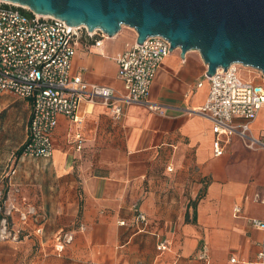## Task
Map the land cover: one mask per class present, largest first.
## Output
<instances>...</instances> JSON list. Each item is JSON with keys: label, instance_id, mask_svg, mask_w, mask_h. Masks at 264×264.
<instances>
[{"label": "crops", "instance_id": "1", "mask_svg": "<svg viewBox=\"0 0 264 264\" xmlns=\"http://www.w3.org/2000/svg\"><path fill=\"white\" fill-rule=\"evenodd\" d=\"M134 41L124 31L79 41L72 70L122 91L115 57ZM159 67L149 97L161 112L129 103L116 118L83 101L78 128L59 117L49 159L21 157L30 104L0 95V219L16 226H4L0 264H256L264 231L250 219L264 220V148L232 136L214 156L200 53L172 50ZM263 115L264 106L255 137ZM60 238H70L62 251ZM160 241L168 248L157 250Z\"/></svg>", "mask_w": 264, "mask_h": 264}, {"label": "built area", "instance_id": "2", "mask_svg": "<svg viewBox=\"0 0 264 264\" xmlns=\"http://www.w3.org/2000/svg\"><path fill=\"white\" fill-rule=\"evenodd\" d=\"M96 31L69 26L54 16L0 0V95L10 94L30 104L21 157L49 159L59 117L78 128L83 121L79 113L83 101L102 102L116 118L124 115L123 107L129 103H141L161 112L159 104L150 101L149 91L161 62L171 53L170 42L152 35L142 44L134 41L118 53L115 62L123 88L117 91L88 83L83 80L81 69L72 70L80 38L93 39L94 33L106 36ZM238 66L241 65L233 63L225 71L218 68L211 77L205 75L209 81L208 97L199 110L211 124L212 153L217 157L224 154L232 136L240 138L250 149L264 148V128L257 137L251 133L252 122L264 106V80L255 83L254 79L243 77ZM74 140L80 148L79 133L74 134ZM234 211L240 212L239 208ZM137 218L146 222L143 213H138ZM250 224L264 231V220L252 218ZM69 240L66 238L65 242ZM65 242L58 239L56 249L62 251ZM158 243L157 250L168 248L167 242ZM256 255V264H264V242Z\"/></svg>", "mask_w": 264, "mask_h": 264}, {"label": "water", "instance_id": "3", "mask_svg": "<svg viewBox=\"0 0 264 264\" xmlns=\"http://www.w3.org/2000/svg\"><path fill=\"white\" fill-rule=\"evenodd\" d=\"M54 16L88 32L117 34L123 25L137 44L159 35L169 50L200 53L211 77L236 63L264 73V0H2Z\"/></svg>", "mask_w": 264, "mask_h": 264}, {"label": "rangeland", "instance_id": "4", "mask_svg": "<svg viewBox=\"0 0 264 264\" xmlns=\"http://www.w3.org/2000/svg\"><path fill=\"white\" fill-rule=\"evenodd\" d=\"M26 8V7H25ZM125 32L126 33V35H128L129 37H134V35H135V31L133 30V29H131L130 27H128V26H125V25H123V27H122V29L119 31V32ZM96 32H98L99 33V31L97 30ZM118 32V33H119ZM91 33H93V32H91ZM100 34V33H99ZM116 35V34H115ZM96 38H100V35H98L97 33H94V37H93V39H89V38H84V37H81L80 38V41H84V42H86V41H88V42H90L91 40H95ZM239 67V69H240V73L243 75V77L245 76V77H250L251 79H254V82L255 83H260L262 80H264V73H261L258 69H254V68H251V67H247V66H244V65H241V66H238ZM7 116H6V113L5 112H3L1 115H0V121H2L4 118H6ZM16 130H17V132H20L21 130L19 129V128H16ZM0 197H3V199H4V195L2 194V195H0ZM1 213V215H6V214H4L3 212H0ZM8 217L10 218L11 216H10V214L8 215ZM2 223V221H1V219H0V239H6V238H8L9 236H8V234H7V232H5V230L6 229H8V230H13V229H15L16 228V226H15V224L12 222V219L10 218V220L9 221H6V223H4V224H1ZM6 227V229H5V227ZM31 226H33V225H31ZM12 239V238H11ZM61 239V238H60ZM201 260V259H200ZM203 260V259H202Z\"/></svg>", "mask_w": 264, "mask_h": 264}, {"label": "trees", "instance_id": "5", "mask_svg": "<svg viewBox=\"0 0 264 264\" xmlns=\"http://www.w3.org/2000/svg\"><path fill=\"white\" fill-rule=\"evenodd\" d=\"M22 11H24V10H22ZM94 41H95V40H91L90 43H94ZM19 152H21V150H20ZM190 205H192L193 207H195V202H194V201H193V202H190ZM194 216H195V213H194ZM187 218H188V213L186 212L185 220H187Z\"/></svg>", "mask_w": 264, "mask_h": 264}]
</instances>
